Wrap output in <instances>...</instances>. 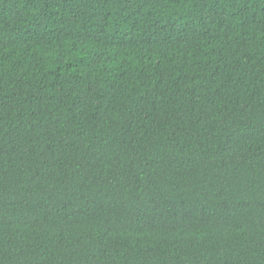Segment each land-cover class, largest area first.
I'll return each mask as SVG.
<instances>
[{"label":"trees","instance_id":"trees-1","mask_svg":"<svg viewBox=\"0 0 264 264\" xmlns=\"http://www.w3.org/2000/svg\"><path fill=\"white\" fill-rule=\"evenodd\" d=\"M0 264H264V0H0Z\"/></svg>","mask_w":264,"mask_h":264}]
</instances>
